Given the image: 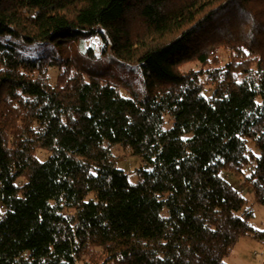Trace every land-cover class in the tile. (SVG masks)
Instances as JSON below:
<instances>
[{"label":"trees","instance_id":"obj_1","mask_svg":"<svg viewBox=\"0 0 264 264\" xmlns=\"http://www.w3.org/2000/svg\"><path fill=\"white\" fill-rule=\"evenodd\" d=\"M81 33L142 86L0 40V264H227L241 236L264 243L231 182L253 157L264 205V0H0V34Z\"/></svg>","mask_w":264,"mask_h":264},{"label":"rangeland","instance_id":"obj_2","mask_svg":"<svg viewBox=\"0 0 264 264\" xmlns=\"http://www.w3.org/2000/svg\"><path fill=\"white\" fill-rule=\"evenodd\" d=\"M9 39L13 41L16 49L27 56L38 58L43 56H63L71 60L75 67L87 72L101 71L109 77L111 82L121 86V90L127 94L142 86L143 68L139 63L122 61L112 55L110 50H105L99 34H79L67 41H33L25 42L10 34H0V40ZM226 59V54H222ZM59 69H49L50 81L56 82ZM251 153L258 154V148L253 140H248ZM116 155L117 166L124 169L132 183L139 181V173L136 170L142 165L140 157L126 152L121 145L113 147ZM253 157L249 159L244 174L232 175L231 182L242 192L247 199L246 207L253 209L254 216L251 219L253 225L264 231V205L256 201L252 187L244 184L245 176L253 166ZM240 187H239V186ZM227 264H264V243L254 236L244 235L239 238L230 254L225 258Z\"/></svg>","mask_w":264,"mask_h":264}]
</instances>
